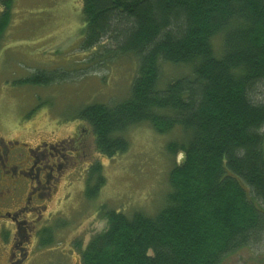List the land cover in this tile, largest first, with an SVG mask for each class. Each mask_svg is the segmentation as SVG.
<instances>
[{
	"label": "trees",
	"instance_id": "obj_1",
	"mask_svg": "<svg viewBox=\"0 0 264 264\" xmlns=\"http://www.w3.org/2000/svg\"><path fill=\"white\" fill-rule=\"evenodd\" d=\"M13 0H0V35ZM82 48L106 39L104 61L132 54L137 73L128 97L92 103L78 116L103 155L125 151L122 135L148 122L180 128L171 153L170 191L153 214L102 207L106 231L80 250L81 264H222L264 235V0H83ZM222 35L220 50L214 38ZM165 63L189 74L161 82ZM28 80L49 82L37 74ZM101 162L88 169L85 193L105 182ZM45 230L41 244L52 238ZM81 243L77 242L80 247Z\"/></svg>",
	"mask_w": 264,
	"mask_h": 264
},
{
	"label": "rangeland",
	"instance_id": "obj_2",
	"mask_svg": "<svg viewBox=\"0 0 264 264\" xmlns=\"http://www.w3.org/2000/svg\"><path fill=\"white\" fill-rule=\"evenodd\" d=\"M82 6L83 0H13L0 35V123L12 129L9 136L31 146L40 140L69 137L78 129L82 134L85 129L89 138L82 151L84 158L71 165L72 175L63 177L59 193L44 214L53 217L51 240L41 244L39 234H34L23 264H81L80 250L109 227L101 208L153 215L170 191V170L183 160L182 151L167 149L171 140H182L180 128L160 133L148 122L130 125L122 132L128 140L125 151L100 154L92 127L78 113L92 103H114L128 97L137 59L127 54L104 61L103 45L110 44L106 39L83 49ZM3 10L0 2V14ZM221 44L222 35H218L215 48L220 50ZM190 70L188 65L165 63L160 80L167 82ZM41 73L52 80H28ZM258 98L264 99V85ZM92 160L103 164L105 182L89 198L85 186ZM7 250L0 241V264H7ZM222 264H264V235L259 242L227 256Z\"/></svg>",
	"mask_w": 264,
	"mask_h": 264
},
{
	"label": "flooded vegetation",
	"instance_id": "obj_3",
	"mask_svg": "<svg viewBox=\"0 0 264 264\" xmlns=\"http://www.w3.org/2000/svg\"><path fill=\"white\" fill-rule=\"evenodd\" d=\"M11 130L0 123V241L8 249L6 263L23 264L31 237L38 233L41 239L45 230L54 229L52 215L44 214L59 193L63 177L72 175L71 165L84 158L89 138L85 129L83 134L78 129L69 137L40 140L31 146L9 136ZM94 161H88L89 165Z\"/></svg>",
	"mask_w": 264,
	"mask_h": 264
}]
</instances>
